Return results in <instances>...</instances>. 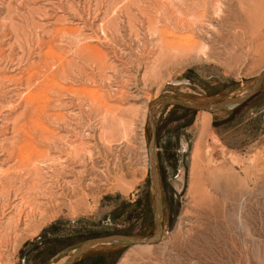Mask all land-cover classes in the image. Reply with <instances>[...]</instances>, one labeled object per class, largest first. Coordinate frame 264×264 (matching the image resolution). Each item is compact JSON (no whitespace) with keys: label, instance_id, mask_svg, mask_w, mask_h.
Listing matches in <instances>:
<instances>
[{"label":"rangeland","instance_id":"374dc122","mask_svg":"<svg viewBox=\"0 0 264 264\" xmlns=\"http://www.w3.org/2000/svg\"><path fill=\"white\" fill-rule=\"evenodd\" d=\"M262 15L264 0H0V264L152 237L149 104L248 94L264 73ZM151 113L159 243L75 264H264V83L232 111Z\"/></svg>","mask_w":264,"mask_h":264},{"label":"water","instance_id":"95a60500","mask_svg":"<svg viewBox=\"0 0 264 264\" xmlns=\"http://www.w3.org/2000/svg\"><path fill=\"white\" fill-rule=\"evenodd\" d=\"M180 81V79H177L175 82ZM264 83V73L263 75L258 79V81L254 84L251 91L246 94L245 96L239 97L238 99H231L224 101L222 103L218 104H207V105H201V104H187L185 102L176 100V99H169V98H159L158 100H155L151 102L149 105V114H148V120L150 121V124L152 126V140L150 142V164L149 167L151 169V182L155 190V201H156V209H155V231L154 235L150 238L142 239L138 236L134 235H120V234H114L111 236H105L100 237L98 239H93L90 241H87L86 243L82 244L79 248L75 249L73 253L67 257V259L60 263V264H75L80 258L83 257L84 254L89 252L91 249L98 248V246H114V245H120V246H126V247H133L136 245L146 246V245H157L159 243L160 238L162 237V222L163 217L162 216V192H161V186L159 185V175L158 170L156 169V154L154 153L155 149V143H156V137H155V128H154V122L152 121V113L151 110L158 106L159 104L164 105H172V106H181L183 108L194 110V111H208L212 113H221L223 111H232L239 106H243L247 104L249 100L254 98L262 89V85Z\"/></svg>","mask_w":264,"mask_h":264},{"label":"bare ground","instance_id":"6f19581e","mask_svg":"<svg viewBox=\"0 0 264 264\" xmlns=\"http://www.w3.org/2000/svg\"><path fill=\"white\" fill-rule=\"evenodd\" d=\"M260 18H261L262 20H264V16H263V15L260 16ZM247 37H248V36H247ZM240 40H241V39H240ZM241 41H242V40H241ZM240 43H242V42H240ZM202 47H203V46H202ZM89 51H90V50H89ZM200 112H202V113L205 114V113H207L208 111H207V112H206V111H200ZM207 114H208V113H207ZM207 120H209V119H207ZM204 127H205V128L207 127V123H205ZM203 132H204V131H203ZM197 146H198V145H197ZM196 148H197V147H196ZM20 151H21V149H20ZM20 151H19V152H20ZM8 154H9V153H8ZM12 157H13V156H12ZM19 157H20V156H19ZM20 159H22V158H20ZM195 159H196V158H195ZM149 162H150V160H149ZM193 162H194V161H193ZM34 168H36V167H34ZM197 168H198V167H197ZM32 169H33V168H32ZM0 172H1V171H0ZM193 173H194V172H193ZM194 177H195V176H194ZM196 180H197V179H196ZM6 187H7V186H6ZM12 189H13V188H12ZM64 189H65V188H64ZM73 189H74V188H73ZM3 190H4V188H3ZM5 190H6V192H7V189H6V188H5ZM5 190H4V191H5ZM0 192H1V191H0ZM3 193H4V192H3ZM7 193H8V192H7ZM16 193H17V192H16ZM0 195H1V193H0ZM2 195H3V194H2ZM3 196H4V195H3ZM3 196H2V197H3ZM0 197H1V196H0ZM18 198H19V197H18ZM0 201H1V200H0ZM2 204H3V203H2ZM33 206H34V205H33ZM3 207H4V206H3ZM34 208H35V206H34ZM37 209H38V208H37ZM31 212H32V211H31ZM1 213H2V212H1ZM21 213H22V212H21ZM32 213H33V212H32ZM18 214H20V213H18ZM42 214H43V213H42ZM23 215H24V214H23ZM29 216H30V215H29ZM39 216H40V215H39ZM23 217H24V216H23ZM34 217H35V216H34ZM34 219H35V218H34ZM19 220H20V221H18V222H21L22 219L19 218ZM26 221H27V220H26ZM29 222H30V221H29ZM2 223H3V222H2ZM21 223H22V222H21ZM24 223H26V222H24ZM10 224H11V223H10ZM17 225H21V224L18 223ZM26 226H27V225H26ZM13 230H14V229H13ZM5 241H6V240H5ZM149 246H153V245H146V246L136 245V246H133V247H143V248H146V247H149ZM128 254H129V253H128Z\"/></svg>","mask_w":264,"mask_h":264},{"label":"flooded vegetation","instance_id":"af4514ba","mask_svg":"<svg viewBox=\"0 0 264 264\" xmlns=\"http://www.w3.org/2000/svg\"><path fill=\"white\" fill-rule=\"evenodd\" d=\"M183 80H185V81H188V79H186V78H185V79H183Z\"/></svg>","mask_w":264,"mask_h":264}]
</instances>
